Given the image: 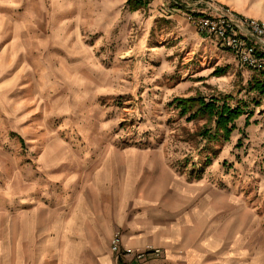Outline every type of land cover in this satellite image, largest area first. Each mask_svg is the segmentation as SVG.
<instances>
[{
    "label": "rangeland",
    "instance_id": "rangeland-1",
    "mask_svg": "<svg viewBox=\"0 0 264 264\" xmlns=\"http://www.w3.org/2000/svg\"><path fill=\"white\" fill-rule=\"evenodd\" d=\"M172 5L0 0V264H106L109 224L133 215L181 262L264 264V96L250 90L264 74L232 67ZM213 94L254 112L230 140H203L205 120L170 104ZM217 221L221 243L201 250Z\"/></svg>",
    "mask_w": 264,
    "mask_h": 264
},
{
    "label": "built area",
    "instance_id": "built-area-1",
    "mask_svg": "<svg viewBox=\"0 0 264 264\" xmlns=\"http://www.w3.org/2000/svg\"><path fill=\"white\" fill-rule=\"evenodd\" d=\"M193 1L215 6L206 0ZM186 18L199 32L215 38L221 48L232 52L241 67L255 71L264 69L263 21L238 16L222 7L217 12L192 11ZM250 36L256 41H252ZM110 248L113 256L106 264H144L149 257L162 255L160 248H134L125 245L119 231L112 237Z\"/></svg>",
    "mask_w": 264,
    "mask_h": 264
},
{
    "label": "crops",
    "instance_id": "crops-1",
    "mask_svg": "<svg viewBox=\"0 0 264 264\" xmlns=\"http://www.w3.org/2000/svg\"><path fill=\"white\" fill-rule=\"evenodd\" d=\"M208 1V0H207ZM222 4H226L239 12L241 15L249 16V17H254V18H259V19H264V0H216ZM171 3H173V9H175L178 13L181 12V14L184 16V18L187 20L186 16L192 12V11H211V12H217L220 9L218 8L220 5L217 4V7L208 5L206 6L205 4H200L198 2H195L193 0H171ZM216 3V2H215ZM166 5V4H165ZM222 7V6H220ZM178 16V15H177ZM172 16H167V18L171 19ZM176 16L174 15V18ZM188 21V20H187ZM189 23V22H188ZM194 27V26H193ZM194 29L196 30L199 39L203 42H206L207 44L210 45V50L212 52L214 51H219L218 47L219 44L217 40L211 36H208L207 34L203 32H199L195 27ZM250 39L252 41H256L252 36H250ZM223 52V58L227 56L228 58V64H232V67H237V69H240L241 72H248L250 69H245L241 67L238 63H236V56L232 53L229 52L228 50L224 49ZM224 60V59H223ZM225 63V62H224ZM221 60L217 63L216 66L223 68L221 66L226 65L224 64ZM226 67V66H225ZM216 70V69H215ZM214 70V71H215ZM248 70V71H246ZM256 73H260L255 70H250ZM147 219V218H146ZM139 218L138 216L133 215L132 217H123L120 218V220H116V223L114 225V222L109 224L111 227L116 226L118 229L117 231L121 232L124 244L129 246V247H134V248H143L147 245H150L153 243L155 247H159L162 249V255L161 256H151L149 259L144 263V264H188L179 261L178 256L174 253L172 247H176L177 244L174 241L170 242H162L161 240H152L151 236L154 233V228L156 226H153L150 221ZM143 220V221H142ZM189 222L190 218H182L180 221L175 224V226L179 228H189ZM167 226V225H166ZM115 228V227H114ZM223 227L221 223L217 221V223H214L210 225L209 231L206 233L204 238L198 240V236L196 238V244L198 242V246L200 247L201 250H203L206 246L208 248H213L217 247L216 245L220 244L221 242L217 241V236L219 233H221ZM116 231V232H117ZM115 232V233H116ZM114 233V234H115ZM113 234V236H114ZM112 236V237H113ZM111 237V239H112ZM110 239V242H111ZM205 244L206 246H204ZM161 246H164L162 248ZM202 247V248H201ZM231 249H237V243L233 244ZM206 253H204L202 256L205 258ZM113 253L111 251L110 246L108 247V255L106 257L107 262L112 258ZM195 258L199 256V254H194ZM203 258V259H204ZM230 259L232 257H229ZM209 260H214V261H209L208 264H220V262H215L214 255L209 259ZM106 262V263H107ZM247 264V263H243Z\"/></svg>",
    "mask_w": 264,
    "mask_h": 264
},
{
    "label": "trees",
    "instance_id": "trees-1",
    "mask_svg": "<svg viewBox=\"0 0 264 264\" xmlns=\"http://www.w3.org/2000/svg\"><path fill=\"white\" fill-rule=\"evenodd\" d=\"M152 0H127V5L132 12L147 8ZM224 68H217L215 72L218 75L224 74ZM264 74V69L258 71ZM250 90L256 91L260 96H264V80H255L250 86ZM233 94L211 95L207 98L203 95L188 97L181 99L175 97L170 104L179 109V116L187 117V119H204L205 124L199 130L198 134L203 140L212 142L222 139L230 140L231 134L237 128V120L246 115L245 127L251 122L253 110L250 104L245 101H238L236 104L231 102L234 100ZM256 106L261 105V100L253 99ZM242 139H239L237 146L241 145ZM206 165H210L212 158L206 160ZM199 172V171H198ZM201 172V171H200Z\"/></svg>",
    "mask_w": 264,
    "mask_h": 264
}]
</instances>
